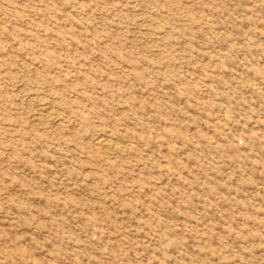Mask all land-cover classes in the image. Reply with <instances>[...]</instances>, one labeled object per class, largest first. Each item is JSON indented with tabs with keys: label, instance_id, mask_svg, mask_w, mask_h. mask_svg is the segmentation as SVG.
<instances>
[{
	"label": "rangeland",
	"instance_id": "1",
	"mask_svg": "<svg viewBox=\"0 0 264 264\" xmlns=\"http://www.w3.org/2000/svg\"><path fill=\"white\" fill-rule=\"evenodd\" d=\"M0 264H264V0H0Z\"/></svg>",
	"mask_w": 264,
	"mask_h": 264
},
{
	"label": "bare ground",
	"instance_id": "2",
	"mask_svg": "<svg viewBox=\"0 0 264 264\" xmlns=\"http://www.w3.org/2000/svg\"><path fill=\"white\" fill-rule=\"evenodd\" d=\"M103 142H104V141L101 140V139L98 140V144H103ZM115 147H116V146H115Z\"/></svg>",
	"mask_w": 264,
	"mask_h": 264
}]
</instances>
